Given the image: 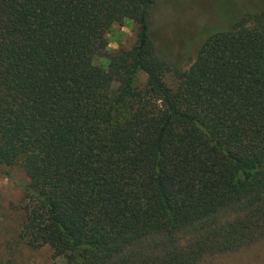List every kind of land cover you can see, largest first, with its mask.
Returning a JSON list of instances; mask_svg holds the SVG:
<instances>
[{"label":"trees","instance_id":"obj_1","mask_svg":"<svg viewBox=\"0 0 264 264\" xmlns=\"http://www.w3.org/2000/svg\"><path fill=\"white\" fill-rule=\"evenodd\" d=\"M155 3L0 0V167L21 163L22 235L64 264H201L264 239V9L216 13L183 69ZM126 19L135 42L95 64Z\"/></svg>","mask_w":264,"mask_h":264},{"label":"rangeland","instance_id":"obj_2","mask_svg":"<svg viewBox=\"0 0 264 264\" xmlns=\"http://www.w3.org/2000/svg\"><path fill=\"white\" fill-rule=\"evenodd\" d=\"M255 9H264V0H156L151 9V36L163 57L185 69L195 59L208 28L223 27L214 18L216 13L224 14L227 24ZM247 24L252 26L253 18ZM105 37L106 53L93 57V62L103 67L108 64L106 55L135 42L136 24L128 19L115 23ZM145 80L146 75L140 74L139 82ZM167 81L172 83V77ZM27 183L20 162L0 167V264H64V258L54 256L49 245L33 247L22 235ZM201 264H264V239L237 252L206 258Z\"/></svg>","mask_w":264,"mask_h":264}]
</instances>
